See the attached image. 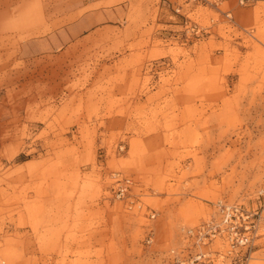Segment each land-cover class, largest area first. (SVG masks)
<instances>
[{
	"label": "rangeland",
	"instance_id": "rangeland-1",
	"mask_svg": "<svg viewBox=\"0 0 264 264\" xmlns=\"http://www.w3.org/2000/svg\"><path fill=\"white\" fill-rule=\"evenodd\" d=\"M218 200L264 264V2L0 0V264H192Z\"/></svg>",
	"mask_w": 264,
	"mask_h": 264
},
{
	"label": "built area",
	"instance_id": "built-area-1",
	"mask_svg": "<svg viewBox=\"0 0 264 264\" xmlns=\"http://www.w3.org/2000/svg\"><path fill=\"white\" fill-rule=\"evenodd\" d=\"M123 149V145L119 146V150ZM109 179L111 180L108 186L110 195L120 200L130 196L138 185L131 177L119 171H111ZM212 208L213 212L207 221L182 230L184 238L194 239L195 248L199 249L191 258L192 264H208L211 261L210 251L202 250L201 245L210 246L216 239L226 241L231 252L251 242V232L255 230L254 213L239 203L223 200L213 202Z\"/></svg>",
	"mask_w": 264,
	"mask_h": 264
},
{
	"label": "crops",
	"instance_id": "crops-1",
	"mask_svg": "<svg viewBox=\"0 0 264 264\" xmlns=\"http://www.w3.org/2000/svg\"><path fill=\"white\" fill-rule=\"evenodd\" d=\"M246 2H249V3H251V4H255L256 2H264V0H246ZM151 137L154 138L155 136L152 135ZM151 137H150V138H151ZM152 138H151V139H152Z\"/></svg>",
	"mask_w": 264,
	"mask_h": 264
}]
</instances>
